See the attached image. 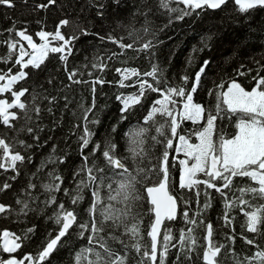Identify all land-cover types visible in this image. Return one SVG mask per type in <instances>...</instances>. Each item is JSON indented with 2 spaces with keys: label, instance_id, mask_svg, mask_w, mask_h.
Instances as JSON below:
<instances>
[{
  "label": "trees",
  "instance_id": "1",
  "mask_svg": "<svg viewBox=\"0 0 264 264\" xmlns=\"http://www.w3.org/2000/svg\"><path fill=\"white\" fill-rule=\"evenodd\" d=\"M39 4H48V7L40 9L37 7ZM100 5H103L102 9ZM100 12H103V15H100ZM178 16L177 12L161 8L160 0H56L55 4L48 3V0H14L13 7L0 5V72L8 73L11 70L10 74H18L19 70H23L29 73L27 79L19 81L13 90L28 89L23 99L28 104V115L31 117L30 120H25L24 114L18 112L20 119L13 121V128L0 124V138L13 144L14 152L18 151L26 157L23 164L17 165L19 175L11 170L0 169V187L5 183L10 185L8 189L0 191V204L12 210L0 214V261L6 262L10 258L23 260L27 255L36 256L45 242L54 238L60 230V226L55 223V210L59 204L74 212L76 222L43 264H78V257L79 264H89V261L95 259L92 252L85 251L93 248V245L88 243L91 232L79 227L80 224H85L89 225L90 229L92 187L77 190V185L83 178L79 169L83 164L80 137L85 127L84 109L93 103L94 108L88 114V121L96 120L98 123L87 125L93 135L88 147L83 149V154L89 156V165L95 162L97 167H105L100 151L110 142L116 145L115 155L121 158L130 170H141V174L148 172V178L137 185L141 198L134 203L133 208L134 213L138 212L142 217L141 243L148 242L147 233L154 217L148 211L150 204L143 198L144 188L159 182V176L149 169H154L157 165L162 145L155 144L151 137H162L155 132L158 124H145L144 121L159 94L146 92L141 103L124 112L123 116L126 118L122 119V104L117 95L131 94L136 89L119 87L120 75L116 69L135 68L140 73H146L151 70L152 64H155L160 69L158 75L161 88L165 82L172 85L181 83L183 76L189 78L185 87L191 88L194 77L203 67L200 87L194 94V102L200 103L213 114L218 103L217 93L226 91L231 81L234 80L245 90L251 91L256 87L254 77L258 74L264 77V9L241 13L239 6L231 1L219 10L197 9L183 19ZM64 19L69 20L70 24L60 31L66 38L72 35L79 37L72 42L71 55L67 57L66 62L60 59V54L50 53L40 69H22L14 64L15 57L10 56L11 50L5 41L20 40L16 32L27 29L34 42L40 44L42 41L36 33L40 30L54 33L59 22ZM145 28L148 30L145 31ZM80 29H86L90 34L81 35ZM102 37L104 39H101ZM107 37H114L125 44L132 43L134 49H138L147 41H151L154 47L149 53L134 49L122 52L120 47ZM21 43L29 51L27 42ZM60 43L62 42L54 41L53 45ZM114 53L116 55H113ZM5 57H9L7 62H4ZM27 59L26 57L25 60ZM98 62L106 65L102 71L92 66ZM72 71H76L74 79L82 81L81 83L69 80V73ZM96 78L103 79L105 83L95 85L96 90L93 93L92 81ZM145 78L152 83L151 77ZM135 79L136 77H132L126 83ZM218 85H223V89L218 88ZM33 96L37 97L35 101ZM9 97L10 93L0 94V98ZM177 100L176 107L179 109L181 104L179 98ZM36 107L40 109L39 112L33 110ZM154 119L159 123L165 120L159 114ZM235 124L236 117L223 120L218 118L217 132H222L225 138H232L238 133ZM140 127L148 128L149 131L141 144L145 150L144 154L135 158L129 150L131 134ZM201 127L203 121L198 124L184 121L178 131L194 133ZM27 128L32 131L28 132ZM215 138L214 135V140ZM21 140L31 147L21 146L18 143ZM190 142L198 143L194 134L190 136ZM95 144H100V151L94 156L89 155ZM176 146L177 142L174 141V148ZM169 152V190L170 194L177 198L178 214L176 220L166 221L165 225L171 227L172 243L178 244L180 230L186 227L180 215L185 210V202H188L192 209L189 216L196 211L197 203L193 191L179 187L182 176L179 160L185 157L182 153L177 155L172 150ZM49 157L55 158L56 162H49ZM60 160L63 162H59ZM105 172L111 177V169L105 167ZM49 173L61 177L59 191L49 192L44 187L51 180ZM200 178L205 177L201 174ZM108 182L105 181L106 184ZM30 183L35 187L30 188ZM216 183L218 186L221 184L220 181ZM233 183L246 185L251 182L247 178H234ZM200 187L203 188V185ZM208 191L211 193V207L203 216L205 223L210 222L213 225L214 241L225 246L217 257L220 264H235L234 256L243 260L246 256H252L255 251L264 249V224L260 226L258 233L248 232L245 215L246 212L256 210V206H264V200L246 197L254 207L237 203L229 213L231 227H225L221 219L224 213L223 200L219 193L212 189ZM77 195L81 199L72 204V198ZM101 196L104 203H107L105 189L101 190ZM53 197L55 203H49ZM18 200L21 201L20 204L17 203ZM203 202L204 195L201 194V207ZM24 203H27L28 208L21 212ZM113 204L117 208L121 206L116 202ZM101 206H97L96 220L97 226L102 225L103 231L98 233V237H103L113 252L124 255L126 264H138L141 256L131 247L134 241L124 234L122 227L116 228L111 221H102L99 216ZM28 229L33 231L28 233ZM4 231L22 237L21 247L15 252L3 251ZM26 233L27 238L24 239ZM194 235L197 246L190 256L170 247L164 264H205L202 258L206 243L204 230L196 228ZM162 236L163 229L161 240ZM227 236H232L234 242H230ZM246 239H254L255 245L247 244ZM121 241L128 247L125 248ZM94 251L102 249L96 247ZM24 261L25 264L29 262ZM144 264L148 262L145 261ZM157 264H160L159 254Z\"/></svg>",
  "mask_w": 264,
  "mask_h": 264
},
{
  "label": "snow or ice",
  "instance_id": "2",
  "mask_svg": "<svg viewBox=\"0 0 264 264\" xmlns=\"http://www.w3.org/2000/svg\"><path fill=\"white\" fill-rule=\"evenodd\" d=\"M229 0H160V7L170 11L179 13L178 18L183 19L185 16L191 15L197 9H221ZM48 3L55 4L56 0H48ZM234 3L239 6L241 13H249L252 10L264 9V0H234ZM0 5L7 7L14 6V0H0ZM173 5V7H170ZM175 5H183L184 7H175ZM40 9H46L48 4L37 5ZM103 8V5H100ZM103 15V12L99 13ZM70 21L67 19L61 20L57 25V30L54 33H48L40 30L36 33L39 37L41 44L37 45L33 37L27 33V29L16 32L20 40L5 41L8 48L11 50L10 56H14V64L19 65L22 69H40L45 63L50 53L60 54V59L67 61V57L71 55L72 42L79 37L72 35L65 37L60 31L61 28L67 27ZM148 29L145 28V31ZM81 35H89L86 29H80ZM101 39H104L103 37ZM112 43L117 44L121 51L126 49H134L132 43L125 44L121 40L114 37H107ZM21 41H26L29 52ZM54 41L62 42L56 46H51ZM154 47L151 41L143 43L138 49V52L149 53ZM113 55H116L115 53ZM28 57L27 60L25 58ZM9 57L4 58L7 62ZM207 62H205L206 66ZM94 68L103 70L106 65L103 62L94 63ZM120 75L118 86L122 88H135L136 91L131 94L120 93L117 99L122 104L121 113L122 119L124 112L130 110L141 103L142 98L146 92L158 93V97L153 101L150 112L148 113L144 123L157 125L155 132L162 139L157 136H152L151 139L155 144L162 145L161 155L157 158V165L154 171L159 176V182L151 186H145L144 199L150 204L149 212L153 214V222L148 230L149 240L147 243L142 244L140 222L141 215L133 211L134 203L141 197L137 191V185L144 179L148 178V172L130 170L121 158L115 155L116 145L107 143L103 151H100V144H95L89 155H95L100 151V157L104 160L105 167L111 169V177L105 172V167H97L95 162L89 165V156L83 154V149L87 148L92 138V131L87 127L89 123H98L96 120L88 121V114L94 108L93 105L84 109L85 127L81 140V155L83 164L79 169V173L83 174V178L77 185V190L82 188L92 187L93 202L89 209L92 214L91 225L80 224L79 227L84 230H90L88 243L93 245V248L86 249L87 252H92L95 256L94 260L89 261V264H126V257L124 255L113 252L104 242L103 237H98V233L103 231V227L97 226L96 213L97 206L99 208V216L102 221H111L112 225L116 228H123L125 235L129 236L134 242L131 247L135 250L137 255L141 256L138 264H157L158 254L160 264H164L167 257L169 248H176L177 251L182 252L185 256H190L197 246V239L194 235L196 228H202L205 233V251L203 253V261L205 264H220L217 257L220 255L221 250L225 247L223 244H218L214 241V228L213 225L204 222L203 213L211 207V193L209 189L214 190L220 194L223 200L224 213L221 219L225 227H231L232 220L229 213L232 208L237 205H248L254 207L251 201L246 197L251 196L252 199L264 200V77L259 74L254 77L256 80V87L251 91L245 90L239 83L234 80L229 83L226 91L217 93V101L215 114L200 103L194 102V94L200 87V76L203 73V67L200 72L196 74L192 81V87L186 88L188 77H181V83L168 84L165 82L163 88L160 87V69L157 65L152 64L151 70L146 73H140L135 68L116 69ZM0 72V82L6 80V84L0 85V93H10L8 99L0 98V124L13 128V121L20 119L19 113L24 114L25 120H30L28 115V104L23 99L28 93L27 88L13 90L14 86L22 80L27 79L29 73L19 70L18 74H10ZM76 71L69 73V80L74 83H81L82 81L74 79ZM136 77L131 83L126 81ZM145 77H151L152 83H149ZM105 81L96 78L92 81V92L95 93V85H103ZM223 89V85L217 86ZM212 93L210 92L209 95ZM33 96V101L36 100ZM179 98L181 107H176ZM47 99V97H46ZM226 106V107H222ZM16 109L18 111H12ZM39 112L38 107L33 109ZM159 114L165 120L162 123L157 122L154 117ZM206 114V115H205ZM236 117V128L238 133L232 138H225L223 133H218L216 129L217 119L223 120L224 118L231 119ZM184 121H190L193 124H198L203 121V127L195 130L194 133L179 132L181 124ZM23 130V129H22ZM31 132V128H27ZM149 129L140 127L131 134L132 141L130 145V152L135 158H139L144 154V149L141 147L143 138L146 137ZM195 135L198 143H191L190 136ZM215 135V140H214ZM174 141L177 146L174 148ZM24 148H30L31 145L25 144L24 141H18ZM13 144L6 143L5 139L0 138V169L4 171L11 170L16 175H19L18 164H23L26 157L18 151H13ZM169 150L174 153L183 154L184 159L179 160L182 168V176L180 179L179 187L193 191L196 197L197 209L192 216L189 212L192 211L188 202L186 203L185 210L180 213L186 225L185 228L180 230L178 244H173V236L171 234L170 225H165V221H174L178 214L177 198L170 194L169 190ZM31 157L29 156L28 159ZM175 158V157H174ZM49 162L55 163L56 159L53 157L48 158ZM191 161V163H190ZM59 162H63L60 160ZM43 167V165H41ZM201 174L205 178H200ZM51 176L50 182L45 185L47 191L56 192L60 190L61 177L54 173H49ZM15 176H13V179ZM234 178H247L251 183L242 185L237 183L234 185ZM109 182L106 184L105 181ZM216 181H220L218 186ZM203 185V188L200 186ZM10 187L5 183L0 187V191L6 190ZM30 188H34V184H29ZM107 191V203H104L101 196V190ZM228 190L227 192L225 190ZM67 194V193H66ZM204 195V202L200 206V196ZM231 194V195H230ZM81 197L79 195L72 198V204L79 202ZM49 203H55L53 197ZM113 202L120 204L119 208L115 207ZM18 204L21 201H17ZM28 208L27 203L23 204L21 212ZM12 211L5 205L0 204V214ZM247 222L246 230L251 233H258L260 226L264 224V206H256V210L251 213H245ZM199 218V219H198ZM76 222V216L73 211L65 209L63 204H59L55 210V223L60 226L58 234L54 238H49L42 250L36 255H27L23 260L9 259L6 262L0 261V264H24V260L31 262V264H43V262L56 250L61 238H63ZM163 229V236L161 240V232ZM28 229L27 232H32ZM3 251L12 253L21 247L20 241L22 237L3 232ZM27 238V233L23 237ZM230 242H234L232 236H227ZM124 243V241H121ZM249 245H255L254 239H246ZM125 248L128 247L124 243ZM99 247L102 251H94V248ZM259 248L258 245H256ZM83 255V253H81ZM179 259V257H177ZM79 264V257L77 258ZM235 264H264V249L257 250L252 256H246L240 260L238 256H234Z\"/></svg>",
  "mask_w": 264,
  "mask_h": 264
},
{
  "label": "rangeland",
  "instance_id": "3",
  "mask_svg": "<svg viewBox=\"0 0 264 264\" xmlns=\"http://www.w3.org/2000/svg\"><path fill=\"white\" fill-rule=\"evenodd\" d=\"M41 44V43H40ZM37 45H39V44H37ZM51 46H54L53 45V43H52V45ZM29 51L31 52V49L29 48ZM28 58V57H27ZM2 84H6V80L5 81H3V82H0V85H2ZM0 94H3V93H0ZM3 240H4V237H3V235H2V244H3ZM10 259H16V258H10ZM19 261V260H18ZM24 264H25V261H24ZM28 264H30V262H28Z\"/></svg>",
  "mask_w": 264,
  "mask_h": 264
},
{
  "label": "water",
  "instance_id": "4",
  "mask_svg": "<svg viewBox=\"0 0 264 264\" xmlns=\"http://www.w3.org/2000/svg\"><path fill=\"white\" fill-rule=\"evenodd\" d=\"M231 1H233L234 2V0H229V2H231ZM210 10H214V9H210ZM215 10H219V9H215ZM166 222V221H165ZM73 226V225H72ZM71 226V227H72ZM62 239V238H61Z\"/></svg>",
  "mask_w": 264,
  "mask_h": 264
}]
</instances>
